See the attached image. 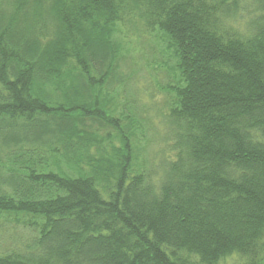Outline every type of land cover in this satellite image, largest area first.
<instances>
[{
  "label": "trees",
  "instance_id": "16d2710c",
  "mask_svg": "<svg viewBox=\"0 0 264 264\" xmlns=\"http://www.w3.org/2000/svg\"><path fill=\"white\" fill-rule=\"evenodd\" d=\"M0 238V264H264V0H0Z\"/></svg>",
  "mask_w": 264,
  "mask_h": 264
},
{
  "label": "rangeland",
  "instance_id": "374dc122",
  "mask_svg": "<svg viewBox=\"0 0 264 264\" xmlns=\"http://www.w3.org/2000/svg\"><path fill=\"white\" fill-rule=\"evenodd\" d=\"M136 40H132L130 46L127 45L128 49H131L129 52V59L127 60V64H124L122 67L123 73L126 75L129 71H134L136 74L134 75L133 79H137L140 77L141 73L146 77V80H142L139 84L140 88H146L151 86L150 90L147 93H144L143 96L140 97L142 103L146 104L147 106H153L154 110H148V112L152 119H155L156 113L158 110H164L166 107L164 106L165 95L163 91H161V84H163L165 80V73L161 71V68L158 70L159 74L157 78H153V70L148 69V60L151 58L155 59L154 55L151 54L152 52L159 51V48L155 47L153 43H149L145 39H142L140 42H135ZM155 47V48H154ZM157 54V53H156ZM161 56V55H160ZM159 55L157 57H160ZM154 72H156L154 70ZM143 92V91H142ZM149 93L154 94L151 98L149 97ZM163 93V94H162ZM158 120V119H156ZM155 146V145H152ZM165 145L162 144L159 147H164ZM154 151L160 149L153 148ZM1 240V238H0ZM1 244V243H0Z\"/></svg>",
  "mask_w": 264,
  "mask_h": 264
}]
</instances>
